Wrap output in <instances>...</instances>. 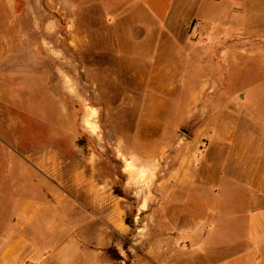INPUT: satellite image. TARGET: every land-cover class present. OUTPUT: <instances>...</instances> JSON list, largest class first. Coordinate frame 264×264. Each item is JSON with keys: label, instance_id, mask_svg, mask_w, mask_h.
Segmentation results:
<instances>
[{"label": "rangeland", "instance_id": "374dc122", "mask_svg": "<svg viewBox=\"0 0 264 264\" xmlns=\"http://www.w3.org/2000/svg\"><path fill=\"white\" fill-rule=\"evenodd\" d=\"M118 7V0H0V264H9V235L21 207L40 199H200L201 193L205 199H231L229 157L216 154L218 181L226 192L198 180L212 125L199 121L203 102L195 96L207 84L206 95L221 102L215 108L225 123L214 126L225 136L233 100L264 99L258 88L264 73L246 74L241 64L247 59L241 56L228 76H210L204 67L215 45H162L161 51L188 54L179 79L188 66L191 76L174 90L156 92V121L141 123L147 87L103 68L109 56L101 51L113 47L110 41L91 45L96 54L75 53L69 44L71 24L79 36H110L109 20ZM48 21L56 24L55 32L44 30ZM42 33L60 39L61 50L52 58L37 52L34 43ZM28 41L33 44L18 51L16 42ZM11 45L16 50L9 54ZM127 205L134 223L135 203Z\"/></svg>", "mask_w": 264, "mask_h": 264}, {"label": "crops", "instance_id": "0c3cea01", "mask_svg": "<svg viewBox=\"0 0 264 264\" xmlns=\"http://www.w3.org/2000/svg\"><path fill=\"white\" fill-rule=\"evenodd\" d=\"M118 1L109 20L110 36H79L71 24L69 44L75 53L79 49L96 54L98 49L91 45L110 41L113 47L101 51L109 56L103 68L110 76H132L147 87L141 123L156 121V92L174 90L191 76L188 66L179 79L188 54L161 51L162 45H215L204 67L210 76H228L241 56L247 59L241 64L246 74L264 73V0ZM43 28L53 31L57 26L48 21ZM50 38L42 33L34 43L48 58L61 50L59 37ZM16 43L8 44L20 45L18 51L33 44ZM11 46L9 54L16 50ZM206 87L195 96L203 102L199 121L212 125L201 149L204 161L198 164V180L211 190L221 186L225 191L226 185L218 181L216 154L229 157L231 199H205L203 193L200 199H40L21 207L9 235V264H113L118 261L111 249L122 257L121 264L126 257L131 264H264V99L233 100L235 110H230V130L224 136L214 126L225 123L215 108L221 102L207 96ZM258 88L264 92V82ZM127 201L135 203L134 226L127 222Z\"/></svg>", "mask_w": 264, "mask_h": 264}, {"label": "trees", "instance_id": "16d2710c", "mask_svg": "<svg viewBox=\"0 0 264 264\" xmlns=\"http://www.w3.org/2000/svg\"><path fill=\"white\" fill-rule=\"evenodd\" d=\"M127 222H128V224H130L131 226H134V223H133V222H130V221H129V218H127ZM111 254H112L113 259H115V260H121V259H122V257H121V256L117 253V251H115L114 249H111ZM114 255H115V256H114ZM127 264H131L130 260L128 261Z\"/></svg>", "mask_w": 264, "mask_h": 264}]
</instances>
